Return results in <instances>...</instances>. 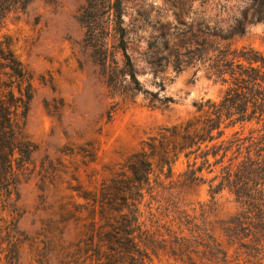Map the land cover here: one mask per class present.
I'll return each mask as SVG.
<instances>
[{
	"label": "rangeland",
	"instance_id": "374dc122",
	"mask_svg": "<svg viewBox=\"0 0 264 264\" xmlns=\"http://www.w3.org/2000/svg\"><path fill=\"white\" fill-rule=\"evenodd\" d=\"M85 3L30 0L0 29L31 72L33 87L24 132L36 150L17 185L15 264H71L65 253L77 237L76 215L85 217L90 207L81 195L98 193L160 127L196 114L199 103L221 98L226 86L211 70L219 49L249 45L264 53V0H123L127 52L140 84L135 91L128 78L110 83L103 73L79 20ZM111 28L100 33L109 49ZM236 129H226V135ZM185 166V159H178L171 176L161 175L145 192L141 219L158 229L159 238L204 242L205 233L211 234L227 252L225 262L199 255L197 264H264V258L255 263L235 252L220 230L238 209L234 195L223 189L211 198L207 183L178 185ZM217 171L203 174L209 179ZM150 264L189 263L160 249L151 254Z\"/></svg>",
	"mask_w": 264,
	"mask_h": 264
},
{
	"label": "trees",
	"instance_id": "16d2710c",
	"mask_svg": "<svg viewBox=\"0 0 264 264\" xmlns=\"http://www.w3.org/2000/svg\"><path fill=\"white\" fill-rule=\"evenodd\" d=\"M29 1L0 0V29L10 13L23 10ZM123 13V0H86L79 20L109 82L128 78L137 91L140 84L127 52ZM109 25L112 49L100 34ZM0 38V244H5L0 254L5 251L3 264H15L18 231L12 214L17 185L36 150L24 132L33 87L32 74L14 55L10 37ZM211 70L226 86L218 101L199 103L196 114L160 127L102 182L98 193L81 195L90 207L85 217L76 215L77 237L65 253L71 264H150L151 254L160 249L189 264H197L194 256L199 255L225 262L227 252L211 234L205 233L204 242L177 235L167 240L141 219L145 192L152 191L161 175L169 178L180 158L186 166L178 185L207 183L211 198L223 189L231 192L238 209L220 224V230L235 252L255 263L264 258V53L249 45L224 47L215 55ZM235 126L238 129L226 135V129ZM216 168L209 179L203 174Z\"/></svg>",
	"mask_w": 264,
	"mask_h": 264
}]
</instances>
